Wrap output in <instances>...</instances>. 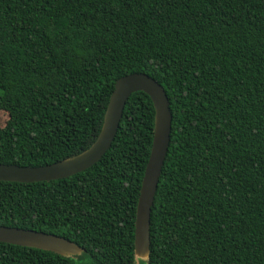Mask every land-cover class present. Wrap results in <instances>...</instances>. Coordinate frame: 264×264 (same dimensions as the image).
I'll list each match as a JSON object with an SVG mask.
<instances>
[{"label":"trees","instance_id":"16d2710c","mask_svg":"<svg viewBox=\"0 0 264 264\" xmlns=\"http://www.w3.org/2000/svg\"><path fill=\"white\" fill-rule=\"evenodd\" d=\"M133 72L164 86L173 114L143 264H264V0H0V163L90 147L117 79ZM154 130V103L137 91L90 168L0 180V225L85 249L0 241V264H136Z\"/></svg>","mask_w":264,"mask_h":264},{"label":"water","instance_id":"95a60500","mask_svg":"<svg viewBox=\"0 0 264 264\" xmlns=\"http://www.w3.org/2000/svg\"><path fill=\"white\" fill-rule=\"evenodd\" d=\"M137 91L147 93L155 107L153 143L141 184L135 221V261L136 264H143L147 263L150 257L152 207L169 150L173 120L170 100L164 86L147 73L133 72L117 79L101 131L90 147L72 157L42 166L0 163V180L50 181L66 178L90 168L111 148L127 101ZM0 241L48 250L64 256H77L85 250L63 236L5 225H0Z\"/></svg>","mask_w":264,"mask_h":264}]
</instances>
